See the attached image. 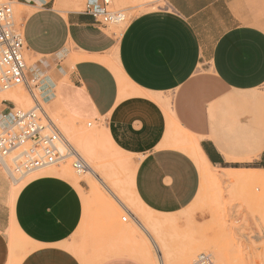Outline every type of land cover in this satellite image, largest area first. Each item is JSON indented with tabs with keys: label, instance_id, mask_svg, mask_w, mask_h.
Wrapping results in <instances>:
<instances>
[{
	"label": "crops",
	"instance_id": "obj_1",
	"mask_svg": "<svg viewBox=\"0 0 264 264\" xmlns=\"http://www.w3.org/2000/svg\"><path fill=\"white\" fill-rule=\"evenodd\" d=\"M9 1L20 8L40 94L56 111L59 89L83 118L103 122L135 165L131 191L141 207L173 216L193 202L199 170L192 145L211 168L264 171V0H165L118 37L83 11ZM0 103V118L9 120L11 102ZM12 184L0 167V264L14 257L11 230L25 243L17 264H143L96 254L93 244L80 252L84 182L44 174L14 199Z\"/></svg>",
	"mask_w": 264,
	"mask_h": 264
},
{
	"label": "rangeland",
	"instance_id": "obj_2",
	"mask_svg": "<svg viewBox=\"0 0 264 264\" xmlns=\"http://www.w3.org/2000/svg\"><path fill=\"white\" fill-rule=\"evenodd\" d=\"M46 1L55 10L63 13L84 11L85 5L94 0ZM11 7L13 22L16 27L21 28L20 8L15 2H11ZM161 7H165V0H111L110 9L123 13L125 18L118 23H109L105 28L118 37L121 34L119 31L124 30L133 17ZM24 60L28 67L33 63L26 52ZM8 92H21L29 99L28 106L14 104L16 109L33 108L32 99L22 87L0 93V98ZM34 94L66 140L101 182L97 183L89 175V171L85 174L77 173L71 167V159L62 165L36 171L20 181L12 180L11 192L14 193L27 181L44 174L61 173L67 179L84 182L87 186V192H84L89 195L87 220L76 234L81 253L93 244L97 246L96 254L100 252L113 257L129 256L143 264H191L200 254L210 255L213 264H264V182L233 180L225 171L211 168L209 170L218 178L217 184L209 181L206 183L202 180V175H199L196 196L183 212L173 216L153 213L136 202L130 180L133 178L135 165L128 156L113 146L109 136L103 131V122L83 118L82 111L72 109L59 89L56 93V111L54 105H44L41 102L36 89ZM2 129L0 128V133ZM87 136L90 139L87 140L85 151L82 145H85L83 138ZM258 174L236 172L234 176L245 178ZM93 184L98 186L100 195L91 194ZM122 218H126V222ZM136 220L143 224L146 221L154 222L156 228H149L147 225V229L161 251L160 242L164 243L168 256L158 254L157 247L146 233L140 231ZM8 237L10 253L14 254L9 264H17L24 253L25 243L12 230ZM146 254L149 256L146 257Z\"/></svg>",
	"mask_w": 264,
	"mask_h": 264
},
{
	"label": "built area",
	"instance_id": "obj_3",
	"mask_svg": "<svg viewBox=\"0 0 264 264\" xmlns=\"http://www.w3.org/2000/svg\"><path fill=\"white\" fill-rule=\"evenodd\" d=\"M110 2L94 0L85 5L83 12L101 27L123 21V13L112 11ZM24 52L23 31L13 22L11 2H0V93L22 87L34 103L33 108L26 111L10 103L9 126L0 133V166L11 178L24 179L35 171L73 159L72 168L77 173L83 172L87 165L72 148L64 153L60 150L66 139L36 99L34 91L38 83L29 75ZM122 221L126 222V218ZM191 264L213 263L210 255L200 254Z\"/></svg>",
	"mask_w": 264,
	"mask_h": 264
},
{
	"label": "bare ground",
	"instance_id": "obj_4",
	"mask_svg": "<svg viewBox=\"0 0 264 264\" xmlns=\"http://www.w3.org/2000/svg\"><path fill=\"white\" fill-rule=\"evenodd\" d=\"M161 6V5H160ZM162 8V7H161ZM152 10V9H151ZM155 10V9H154ZM122 18H123V20H124V18H125V16L124 15H122ZM28 69H29V74H30V77L33 79V80H35L36 82H37V79L33 76V72H32V70H31V68L30 67H28ZM38 83V82H37ZM45 84V83H44ZM43 86V85H42ZM43 87H45V85L43 86ZM36 90L38 91V97H39V99L41 100V102L44 104V105H51L50 103V101H48V98H44L41 94H40V91H41V86H39V88L37 87L36 88ZM122 95V94H121ZM30 97V96H29ZM2 100H6V101H10V102H12V103H14V104H18V105H20V106H28L29 105V99L27 98V96L25 95V94H23V93H21V92H17V93H12V92H8V93H5L4 94V97L1 99L0 98V101L2 102ZM39 102V101H38ZM42 106V105H41ZM43 107V106H42ZM21 110V109H20ZM23 111H26V110H23ZM7 117H2V118H0V120L1 119H3V121H0V128H3V126L5 125V127H7V126H9V120H7L6 119ZM7 121H6V120ZM90 126V125H89ZM65 138V137H64ZM66 139V138H65ZM89 136H87L86 138H83V140H84V142H83V144H85V145H82V149L83 150H87V145H88V143H87V140L89 141ZM189 142V141H188ZM61 147H60V150L64 153V152H67V151H70L71 149L70 148H72L73 150H74V152H75V154H77V155H79L77 152H76V150L70 145V143L67 141V140H65V144H61L60 145ZM80 146V145H79ZM74 154V155H75ZM189 155L191 156V158L193 159V161L195 162V164H196V166H197V168H198V170H199V175L201 176L202 175V180L203 181H205L206 183L209 181L210 183H216L217 181H218V178L214 175V174H212V172L209 170V169H211V167L203 160V158H202V156L199 154V152H198V150H197V148L195 147V146H193L192 145V147L190 148V151H189ZM71 159H68V160H66V161H70ZM73 160V159H72ZM65 161V162H66ZM64 162V163H65ZM73 162V161H72ZM1 167V166H0ZM71 167H72V163H71ZM1 169L8 175V177H10V175H9V173L5 170V169H3L2 167H1ZM68 170V169H67ZM53 171V170H52ZM88 171H89V175H91V177H94V179L97 181V183H100L101 181H100V179H99V177L98 176H96L95 175V172H93V170L92 169H90V167L87 165V168L83 171V173L85 174V173H88ZM36 172V171H35ZM240 172V171H239ZM242 172H244V171H242ZM248 172V171H247ZM34 173V172H33ZM225 173L226 174H229V175H231L230 176V178H232L233 180H242V179H246V180H255V181H258V182H264V171L263 172H259V174L258 175H255V177H251V176H249L248 175V177H245V178H241L240 176H241V174H240V176H237V177H235L234 176V173L235 172H233V171H225ZM224 173V174H225ZM255 173V172H254ZM256 173H257V171H256ZM83 174V175H84ZM238 174V173H237ZM247 174V173H246ZM31 175V174H30ZM58 176H60V177H62V178H65V177H63V175H61V173H58L57 174ZM253 176H254V174H253ZM11 178V177H10ZM12 180H14V182H17V181H20V179H16V178H11ZM67 179V178H66ZM70 180H72L73 181V183L75 184V186H77V183L79 182L78 180H75V179H72V178H70ZM204 183V182H203ZM102 184V183H101ZM217 184V183H216ZM103 185V184H102ZM214 185V184H213ZM104 186V185H103ZM107 188H105V190H106ZM20 190V188H18L17 190H15L14 191V193L13 192H11L12 193V199H14V197L16 196V194H17V192ZM91 190L94 192V194H98V195H100V191H99V188H98V186L96 185V184H93L92 185V187H91ZM108 192V191H107ZM200 198V197H199ZM137 201V200H136ZM137 203L141 206V204L137 201ZM136 223H137V226H138V228L140 229V231H142V233H146L147 234V236H149L150 237V239L152 240V243L157 247V249H158V254H164L165 255V257L166 256H168V252H167V249H166V246L164 245V243H162V242H160L159 240V242H160V244H161V247H162V251H161V249H159L158 248V244H157V242L155 241V240H153L152 239V237H151V235H150V233H149V231H148V229H147V225H148V227L150 228H156V226H155V224H154V222L153 221H146L144 224L143 223H141V222H139L138 220H136ZM158 225V224H157ZM131 233H133V232H131ZM130 233V234H131ZM132 235V234H131ZM146 257L147 256H149V254H146L145 255ZM158 258H159V255H158ZM159 260V259H158ZM153 261V260H152ZM187 262H189V260H187Z\"/></svg>",
	"mask_w": 264,
	"mask_h": 264
}]
</instances>
